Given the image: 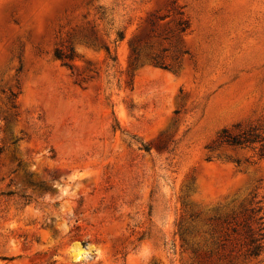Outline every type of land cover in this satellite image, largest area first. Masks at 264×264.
I'll use <instances>...</instances> for the list:
<instances>
[{
    "label": "rangeland",
    "instance_id": "1",
    "mask_svg": "<svg viewBox=\"0 0 264 264\" xmlns=\"http://www.w3.org/2000/svg\"><path fill=\"white\" fill-rule=\"evenodd\" d=\"M261 218L264 0H0V264H264Z\"/></svg>",
    "mask_w": 264,
    "mask_h": 264
},
{
    "label": "trees",
    "instance_id": "2",
    "mask_svg": "<svg viewBox=\"0 0 264 264\" xmlns=\"http://www.w3.org/2000/svg\"><path fill=\"white\" fill-rule=\"evenodd\" d=\"M181 32H185L188 29V24L180 23ZM59 57V56H58ZM139 60L138 56L135 58V62ZM151 62L155 65H159L161 68H166L161 63L157 62L155 59H151ZM260 136L251 135V134H243V135H234L229 130H224L218 139V143L216 147L222 146H230V147H243L252 143L259 142ZM261 218L260 220H263ZM262 228L259 230L261 234H259L260 238H256L255 234L252 233V230L249 229L246 235L248 246H249V254L251 256L257 257L260 255L262 249L264 248V222L262 223Z\"/></svg>",
    "mask_w": 264,
    "mask_h": 264
}]
</instances>
